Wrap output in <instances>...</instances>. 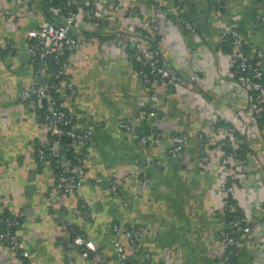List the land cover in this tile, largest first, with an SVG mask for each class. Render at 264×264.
I'll use <instances>...</instances> for the list:
<instances>
[{"label": "crops", "instance_id": "obj_1", "mask_svg": "<svg viewBox=\"0 0 264 264\" xmlns=\"http://www.w3.org/2000/svg\"><path fill=\"white\" fill-rule=\"evenodd\" d=\"M9 1L0 0V9ZM110 1L125 5V21L107 20L106 33L86 42L70 69L79 87L75 126L94 130L82 192L93 221L82 227L97 239L108 264H121L112 232L115 220L141 226L142 249L157 263L225 264L219 238V176L215 163L202 161L198 134L210 130L216 115L232 118L246 103L242 86L232 78L229 55L220 49L221 25L239 23L249 43L264 51V0H224L221 14L215 0H160L166 7L158 16L157 32L148 22L152 0ZM134 6L142 9L139 25L130 17ZM35 8L15 5L12 18L0 10V49H8L6 54L0 52V264H26L24 259L30 264H87L77 249L66 259L60 224L48 203L54 168L40 162L34 150L38 135L45 134L18 99L31 78L27 31L45 18ZM183 18L194 30L184 25ZM142 27L158 39L155 46L176 72L178 84L154 88L144 82L129 46ZM155 89L163 139L143 145L120 122L148 132L156 122L140 118V100L152 105ZM173 132L190 140L180 155L171 152ZM260 151L264 162V149ZM258 168L250 164L249 169L259 170L261 176L252 173L250 189L242 194L252 211L264 196V168ZM100 176L101 182L96 180ZM140 179L146 184L141 185ZM113 183L118 184L116 191ZM67 201L56 209L80 224L76 199ZM8 212L23 214L17 232L30 251L28 257L5 248L2 220ZM258 213L253 212L256 217ZM259 259L256 247L247 245L240 264Z\"/></svg>", "mask_w": 264, "mask_h": 264}, {"label": "built area", "instance_id": "obj_2", "mask_svg": "<svg viewBox=\"0 0 264 264\" xmlns=\"http://www.w3.org/2000/svg\"><path fill=\"white\" fill-rule=\"evenodd\" d=\"M152 2L153 14L148 22L157 32L158 16L166 5L160 0ZM215 3L221 14L224 0H215ZM23 4L35 5V9L45 13V18L27 31L31 78L21 87L18 99L28 107V118L40 124L45 134L38 135L40 140L35 142L34 150L40 162L54 168L55 181L47 193L49 206L54 208L53 214L60 224V242L63 246L65 243L69 245L66 252L70 258L77 249L87 264H90L89 260L94 264H108L97 239L82 227L85 223L89 224L93 217L90 203L82 198V192L88 179V150L94 130L92 127L80 130L75 126L79 87L70 69L83 45L106 33L105 22L123 23L128 9L124 13V4L118 6L116 1L113 3L110 0H10L0 10L5 17L12 18L14 6ZM130 12L135 25H139L141 7L134 6ZM182 20L187 28L194 30L189 20ZM221 26L220 49L229 55L232 78L242 86L246 103L236 109L232 118L216 115L210 130L198 134V144L202 161L215 163L219 176V238L225 264H240L241 254L247 245L255 246L260 258L250 264H264V196L259 198L253 211L242 196L250 189V177L256 174L261 176L259 170L260 173L249 169L250 164L254 162L259 168H264V162L260 159V150L264 149V51L249 43L239 23L227 22ZM144 30L146 28L142 27L133 42L128 44L134 49L133 55L141 62L139 72L144 82L154 88L163 83L178 84L176 72L163 59L159 47L152 48L143 35ZM151 100L152 105L141 99L139 109L142 120L151 118L156 122L148 132H138L128 121L120 122L121 128L134 132L143 145L159 143L163 139L158 125L156 89ZM170 139L174 155L184 153L190 145L189 138L182 132H173ZM96 180L101 182L103 177ZM139 181L141 185L147 182ZM112 189L116 191L118 184L113 183ZM261 193L264 194V187ZM70 198L76 199L80 224L73 218H65L56 209L60 202L67 203ZM254 211L259 212L258 217L253 214ZM8 213L2 220L4 230L1 238L5 248L18 257H28L30 251L25 248L17 232L23 214ZM112 230L121 264H133V259H139L141 264H159L137 243L142 228L114 223Z\"/></svg>", "mask_w": 264, "mask_h": 264}, {"label": "trees", "instance_id": "obj_3", "mask_svg": "<svg viewBox=\"0 0 264 264\" xmlns=\"http://www.w3.org/2000/svg\"><path fill=\"white\" fill-rule=\"evenodd\" d=\"M143 35L145 36V38H147L148 39V41H149V43H150V45L152 46V48H154V46L157 44V42H158V39H153V37H152V35L147 31V30H144L143 31ZM226 47V45L224 46V48ZM10 49V48H9ZM7 50L8 49H0V52L2 53V54H6V52H7ZM130 51L131 52H134V49H132V48H130ZM135 62H136V65H137V68H138V70L141 68V62L139 61V60H137L136 58H135ZM140 132H142V131H140ZM143 133V132H142ZM230 202H233V200L232 199H230L229 200ZM7 214H9V213H6V215ZM114 223H119V224H122V222H119V221H117V220H115V221H113V223L112 224H114ZM126 226H134V227H137V228H141V226L140 225H138V224H129V223H124ZM75 228H77L78 230H80L79 229V227L78 226H75ZM81 232H83L82 230H80ZM112 232H113V230H112ZM113 235H114V232H113ZM139 238H140V236H139ZM139 238L137 239V243L140 245V247H141V249H142V246H141V244H140V240H139ZM114 239H115V235H114ZM64 248H65V250L67 251L70 247H69V245L67 244V243H65V246H64ZM143 250V249H142ZM22 258H25V257H23V256H21ZM66 259H71L70 258V256L69 255H66ZM24 262L26 263V264H30L29 263V261L26 259H24ZM141 262L142 261H140L139 259H133L132 260V263L133 264H141ZM231 263V262H230ZM159 264H166V263H159ZM233 264H236V263H234L233 262Z\"/></svg>", "mask_w": 264, "mask_h": 264}, {"label": "rangeland", "instance_id": "obj_4", "mask_svg": "<svg viewBox=\"0 0 264 264\" xmlns=\"http://www.w3.org/2000/svg\"><path fill=\"white\" fill-rule=\"evenodd\" d=\"M92 219H93V218H91L90 220L93 221Z\"/></svg>", "mask_w": 264, "mask_h": 264}]
</instances>
